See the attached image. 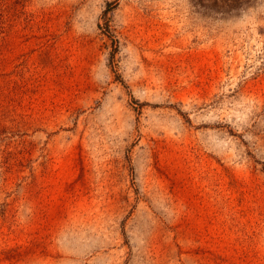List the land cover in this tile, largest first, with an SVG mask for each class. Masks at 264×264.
Here are the masks:
<instances>
[{
	"label": "rangeland",
	"instance_id": "374dc122",
	"mask_svg": "<svg viewBox=\"0 0 264 264\" xmlns=\"http://www.w3.org/2000/svg\"><path fill=\"white\" fill-rule=\"evenodd\" d=\"M0 264H264V0H0Z\"/></svg>",
	"mask_w": 264,
	"mask_h": 264
}]
</instances>
